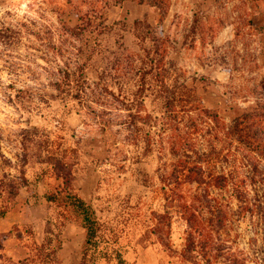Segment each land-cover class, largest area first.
I'll use <instances>...</instances> for the list:
<instances>
[{
  "label": "rangeland",
  "instance_id": "obj_1",
  "mask_svg": "<svg viewBox=\"0 0 264 264\" xmlns=\"http://www.w3.org/2000/svg\"><path fill=\"white\" fill-rule=\"evenodd\" d=\"M263 2L253 26L236 38L229 23L238 21L232 11L237 0H0V264H42V244L48 264H81L80 217L61 201L46 199L61 190L54 158L70 166L74 192L97 218L88 264H185L179 256L184 232L179 218L173 220L171 248L151 233L153 214L162 212L156 146L146 151L141 135L127 142L122 130L108 151L85 108L87 100L74 97L81 70L71 68L69 81L56 89L61 62L47 38L51 31L65 59L82 65L85 81L108 88L142 117L163 112L156 68L168 85L190 91L204 107L232 121L255 111L264 114ZM62 22L78 27L79 35L64 36ZM251 54L260 66L254 73ZM229 86L244 90L236 95ZM105 118L119 124L127 117L125 111H111ZM261 124L264 128L263 119ZM23 160L36 202L29 187L19 186ZM240 230L246 248L253 236L248 218Z\"/></svg>",
  "mask_w": 264,
  "mask_h": 264
},
{
  "label": "trees",
  "instance_id": "obj_2",
  "mask_svg": "<svg viewBox=\"0 0 264 264\" xmlns=\"http://www.w3.org/2000/svg\"><path fill=\"white\" fill-rule=\"evenodd\" d=\"M237 1L239 3L233 6L232 11L238 13V21L229 23L235 27L236 38L243 28L253 26L252 16L262 5L260 0ZM262 12L264 15V7ZM219 23L224 21L219 20ZM78 30V27L60 23L59 31L66 37H77ZM49 33L47 41L51 54L61 62L57 66L59 79L54 85L57 90H62L63 84L69 81L70 69L81 70L74 97L87 100L85 108L91 111L108 151L116 145L122 130L126 133L127 142L135 143L141 135L146 151L156 146L159 160L157 190L162 212L153 214L151 233L161 244L171 248L173 220L179 218L184 224L179 256L185 264H264V128L261 127L264 114L255 111L227 121L218 112L204 107L190 91L168 85L165 74L153 68L156 91L163 99V112L157 118L150 115L142 117L132 112L126 101L108 88L97 82L85 81L82 65L74 66L65 59L62 43H57L52 32ZM241 59L248 63L244 55ZM249 59L252 72L258 71L260 66L254 54ZM225 71L232 75L230 70ZM254 80L255 76L252 77ZM261 86L264 88L263 84ZM233 87L229 86V89H234L232 92L236 95L244 90L243 87L239 91ZM255 91L253 88V93ZM93 104H99L103 110L95 109L91 106ZM111 111H125L127 118L115 124L112 118H105ZM2 158L6 160L3 155ZM53 161L61 190L59 196L50 194L46 199L49 202L61 201L80 217L85 233L81 264H88L87 249L99 231L95 212L74 192L73 173L66 161L60 158ZM26 163L23 160L20 166L19 186L29 187L36 202L38 193L25 176ZM245 218H248L253 234L246 242V248L239 242L240 222ZM46 250L45 244L38 247L42 264H48ZM52 250L54 253L55 249Z\"/></svg>",
  "mask_w": 264,
  "mask_h": 264
},
{
  "label": "crops",
  "instance_id": "obj_3",
  "mask_svg": "<svg viewBox=\"0 0 264 264\" xmlns=\"http://www.w3.org/2000/svg\"><path fill=\"white\" fill-rule=\"evenodd\" d=\"M252 20H253V17H252ZM253 24H254V21H253ZM261 39H262V42L259 45V51L261 52V56H264V35H261ZM259 63H260V66H261V71L264 72V63L262 62L261 59H259Z\"/></svg>",
  "mask_w": 264,
  "mask_h": 264
}]
</instances>
